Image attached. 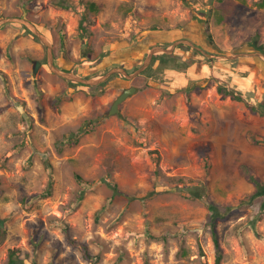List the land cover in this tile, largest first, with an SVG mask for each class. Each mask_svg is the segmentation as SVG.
Listing matches in <instances>:
<instances>
[{"label": "rangeland", "instance_id": "obj_1", "mask_svg": "<svg viewBox=\"0 0 264 264\" xmlns=\"http://www.w3.org/2000/svg\"><path fill=\"white\" fill-rule=\"evenodd\" d=\"M52 1L0 0V264L9 249L23 264H264V191L251 197L249 179L264 184V114L250 109L264 98L253 47H264V0H234L221 22L225 0ZM24 20L59 70L85 79L133 74L156 45H192L96 87L53 72ZM210 203L224 215L212 226L219 252Z\"/></svg>", "mask_w": 264, "mask_h": 264}, {"label": "trees", "instance_id": "obj_2", "mask_svg": "<svg viewBox=\"0 0 264 264\" xmlns=\"http://www.w3.org/2000/svg\"><path fill=\"white\" fill-rule=\"evenodd\" d=\"M52 3L57 6V7H61V8H70V7H73L74 4L70 1V0H53ZM84 5H85V8H90V9H95L97 10V4L93 1H89V2H84ZM234 7H235V3H234V0H225L224 1V4L220 5V9H221V14H218L217 15V20L218 21H227L229 20L233 13H234ZM134 12L135 13H139L138 10L135 8L134 9ZM87 19V13L86 11L83 9V12L81 13V18L79 20V23H78V28H79V34L81 35H85V36H88L90 34L89 30L87 29L86 27V24H85V21ZM206 30L208 29V24H206L205 26ZM207 36L208 38L211 40V33H207ZM60 38H61V46L64 45L62 39H63V34L60 35ZM170 45V42H168L167 44H164L162 45L163 47H168ZM178 46H183V47H188L187 44L185 43H179ZM174 56V52H171V53H159L157 55H153L152 59H156L158 58L160 60L161 63H166L168 62L170 59H172ZM96 73H90L89 75H87V77H92L94 76ZM113 75V74H112ZM111 75V77H112ZM0 76L1 78L5 79V75L4 73L0 72ZM114 76V75H113ZM109 79V78H108ZM108 79H106L105 81H102L98 84H96L95 86L96 87H101L103 85H105L108 81ZM217 90L219 92H221L223 95H227V94H230L231 96H233L234 98L236 99H239L237 96L233 95L231 91L227 90L226 88H224L223 86L221 85H218L217 87ZM187 92H189V89H187ZM250 109L253 111V112H258L259 114H264V98L263 100L256 106H250ZM255 141L256 142H262L264 143V136H261V137H256L255 138ZM64 142V140H63ZM62 141H59V145H62L63 144ZM243 171L244 173H247L248 170L247 168H243ZM248 175V174H247ZM77 179L78 181L83 184L84 188L88 187L90 184L88 183V181H85L83 180L78 174H77ZM249 179L254 181L255 184H256V187H257V192H254L253 195H251V197L253 196L256 197L258 192H261V191H264V185H262L261 183L257 182L255 180V178H253L252 176L249 175ZM51 183V182H50ZM48 184V187L42 192L39 194V196H47L51 193V184ZM109 185H111L109 183ZM198 188H202L200 185H196ZM111 187V186H110ZM116 187V186H115ZM113 186V194H115L116 191V188ZM83 194H80L76 200V202H73L72 203V207H76L81 198H82ZM259 196V195H258ZM26 195H24L23 198H25ZM209 209H210V212H211V221H210V224H211V227L213 226V223H214V219L217 218V217H220V216H224L223 213H220L218 211V209L216 208V205L215 204H212L210 203L208 205ZM226 210H229V207L226 208ZM3 223H4V220L2 218H0V226H3ZM211 232H212V237H213V242L218 250V242H217V237H216V233H215V230L214 228L212 227L211 229ZM151 236V235H150ZM72 244H78L80 246V249L82 250V255L85 257V258H92L93 255H90L89 252H88V249H87V245L84 244V243H79L76 239L74 238H70L68 239ZM17 251L18 249H9V252H8V259L6 261L5 264H23L24 262V259L20 257V255L17 254ZM219 252V250L217 251Z\"/></svg>", "mask_w": 264, "mask_h": 264}, {"label": "water", "instance_id": "obj_3", "mask_svg": "<svg viewBox=\"0 0 264 264\" xmlns=\"http://www.w3.org/2000/svg\"><path fill=\"white\" fill-rule=\"evenodd\" d=\"M26 22V24L30 22L24 20ZM30 26L33 28L34 25H32L30 23ZM34 31L37 33V35L39 36V38L41 39V41H43L47 48H48V63H49V66L50 68L52 69L53 72H55L56 74L64 77V78H67V79H71V80H77V81H80V82H83V83H87V84H98L99 82H101L102 80L106 79L112 72L114 71H119L121 73H123L125 76L127 77H132V76H135L137 74H139L142 70H144L150 63L151 59H152V56L155 52L157 51H162V53H171L174 46L176 44H179V43H188L190 45H192V43L190 41H176L173 43V45L171 47H162V46H159V45H156L154 47L151 48L149 54L147 55V57L145 58V61L144 63L138 68L136 69V71L133 73V74H129L125 71L124 68L122 67H117V68H114V69H111L109 70L102 78H95V79H85L83 77H80L79 75L75 74V73H72V72H65V71H61L59 70L53 63V54H52V50L50 49V44L45 40V37L43 34H41L38 30H36V28H33ZM253 47H255L258 51H261L262 53L264 52V47L260 46L257 44V41H253ZM39 65V61H35L34 64H33V71H36L37 67ZM135 91V87L134 86H129V87H126L124 88L120 93L119 95L114 99L113 103L111 104L109 110H108V113L109 114H112V113H116L118 112L119 110V103L124 100L128 95H130L131 93H133Z\"/></svg>", "mask_w": 264, "mask_h": 264}, {"label": "crops", "instance_id": "obj_4", "mask_svg": "<svg viewBox=\"0 0 264 264\" xmlns=\"http://www.w3.org/2000/svg\"><path fill=\"white\" fill-rule=\"evenodd\" d=\"M254 183H255V182H254ZM261 184L264 185L263 183H261ZM253 185H254V184H253ZM253 185H252V186H253Z\"/></svg>", "mask_w": 264, "mask_h": 264}, {"label": "flooded vegetation", "instance_id": "obj_5", "mask_svg": "<svg viewBox=\"0 0 264 264\" xmlns=\"http://www.w3.org/2000/svg\"><path fill=\"white\" fill-rule=\"evenodd\" d=\"M197 49H198V48H197ZM201 52H202V51H201ZM122 68H124V67H122ZM99 83H100V82H99ZM123 89H124V88H123ZM123 89H122V90H123Z\"/></svg>", "mask_w": 264, "mask_h": 264}]
</instances>
